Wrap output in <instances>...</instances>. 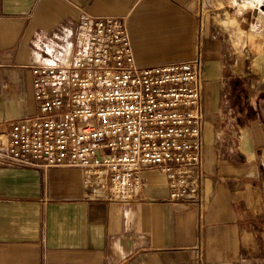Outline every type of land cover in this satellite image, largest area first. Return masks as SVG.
Listing matches in <instances>:
<instances>
[{"label": "crops", "instance_id": "1", "mask_svg": "<svg viewBox=\"0 0 264 264\" xmlns=\"http://www.w3.org/2000/svg\"><path fill=\"white\" fill-rule=\"evenodd\" d=\"M230 6L0 0V134L37 110L31 67L71 62L83 13L124 18L139 66L199 53L205 116L202 217L190 200H169L168 177L152 166L139 196L123 203L109 200L106 182L86 185L79 168L0 158V264H264V30L255 31L263 41L235 46L221 26ZM253 21L241 19L246 34Z\"/></svg>", "mask_w": 264, "mask_h": 264}, {"label": "built area", "instance_id": "2", "mask_svg": "<svg viewBox=\"0 0 264 264\" xmlns=\"http://www.w3.org/2000/svg\"><path fill=\"white\" fill-rule=\"evenodd\" d=\"M203 63L142 67L126 20L83 13L67 65H33L37 110L8 122L0 158L9 166L79 168L109 200L134 201L142 170L168 177L169 200L203 215Z\"/></svg>", "mask_w": 264, "mask_h": 264}, {"label": "rangeland", "instance_id": "3", "mask_svg": "<svg viewBox=\"0 0 264 264\" xmlns=\"http://www.w3.org/2000/svg\"><path fill=\"white\" fill-rule=\"evenodd\" d=\"M242 2L243 0H232L233 6L222 8L225 17H223L224 19L222 20L224 21L221 23V26L227 29V32L231 33L225 35L232 39L235 46L241 48L246 47L248 41L253 43L263 41V35L256 34L255 31L264 30V0H262V2H257L253 6ZM247 14L254 17V21L248 30L249 34H246L248 32L245 33L246 26L241 22V19Z\"/></svg>", "mask_w": 264, "mask_h": 264}, {"label": "bare ground", "instance_id": "4", "mask_svg": "<svg viewBox=\"0 0 264 264\" xmlns=\"http://www.w3.org/2000/svg\"><path fill=\"white\" fill-rule=\"evenodd\" d=\"M249 2H253L254 0H248Z\"/></svg>", "mask_w": 264, "mask_h": 264}]
</instances>
